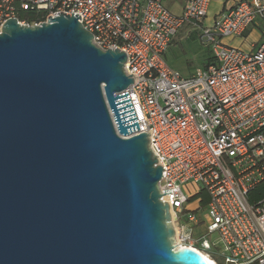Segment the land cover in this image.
I'll use <instances>...</instances> for the list:
<instances>
[{
  "label": "water",
  "instance_id": "1",
  "mask_svg": "<svg viewBox=\"0 0 264 264\" xmlns=\"http://www.w3.org/2000/svg\"><path fill=\"white\" fill-rule=\"evenodd\" d=\"M77 15L0 33V264H209L176 247L149 133L127 137V54Z\"/></svg>",
  "mask_w": 264,
  "mask_h": 264
},
{
  "label": "built area",
  "instance_id": "2",
  "mask_svg": "<svg viewBox=\"0 0 264 264\" xmlns=\"http://www.w3.org/2000/svg\"><path fill=\"white\" fill-rule=\"evenodd\" d=\"M210 1L187 0L176 14L162 0H0V33L11 18L41 25L49 16L73 13L97 47L124 51L125 72L134 78L126 92L139 123L127 137L149 133L175 244L217 264H264V197L248 200L253 188L264 185V32L250 50L225 43L264 23V0H238L207 25ZM29 7L44 16L20 19L17 9ZM187 23L201 30L213 55L184 76L169 66L166 53ZM189 183L199 186L194 198L209 195L194 210L186 208L193 197ZM166 189L171 192L164 194Z\"/></svg>",
  "mask_w": 264,
  "mask_h": 264
},
{
  "label": "rangeland",
  "instance_id": "3",
  "mask_svg": "<svg viewBox=\"0 0 264 264\" xmlns=\"http://www.w3.org/2000/svg\"><path fill=\"white\" fill-rule=\"evenodd\" d=\"M264 32V23L262 21H258L255 25H252L248 32L242 38H236V40H229L233 46L240 47L244 50L251 49V43L257 42L260 40ZM201 34V30H199ZM203 47L209 48L202 40L200 35H194L193 37L187 36V34H181L179 42L173 47L171 52H169L166 56V61L175 70L179 71L182 75L188 76L194 73L198 68H200V62H202L204 56L201 49ZM210 49V48H209ZM206 51V50H204ZM212 54V52H211ZM205 55V54H204ZM213 55V54H212ZM189 62V63H187ZM187 188H190L192 200L187 203L186 208L188 210H194L196 207L200 205V200L198 198H194V193L199 190V186L196 184L189 183L186 185ZM190 193V192H189ZM205 211L202 213L204 214ZM203 228H201L202 230ZM217 239V235L213 234L209 237L211 242ZM211 257V256H210ZM214 259L213 257H211ZM215 260V259H214Z\"/></svg>",
  "mask_w": 264,
  "mask_h": 264
},
{
  "label": "crops",
  "instance_id": "4",
  "mask_svg": "<svg viewBox=\"0 0 264 264\" xmlns=\"http://www.w3.org/2000/svg\"><path fill=\"white\" fill-rule=\"evenodd\" d=\"M186 1L187 0H162L163 4L170 11H172L176 14H180L183 11V8H184ZM237 1L238 0H211L210 5H209V10H208V16L205 20V24L211 25L214 22V20L216 18H218L219 15L223 11L233 7L237 3ZM183 33L187 34V36H190V37H193L194 35H196V36L200 35L199 30L193 24L187 23V24L183 25L181 27V29L179 30V32L177 33V35L173 38L171 45H170V47L166 53V56L169 52H171L173 47H175V45L179 42L181 34H183ZM236 38H242V37H236ZM236 38H229V40H236ZM226 40L227 39H225V43L233 46V44H231L229 41H226ZM252 43H256V42H252ZM201 50L205 54V55L203 54L204 58H203L202 62H200V65H199L202 67L203 65H205L206 63H208L211 60L212 54H211L210 49L207 47H203V49H201ZM204 50H206V51H204ZM187 63H189V62H187ZM200 201H201L200 204H203V197L202 196H201Z\"/></svg>",
  "mask_w": 264,
  "mask_h": 264
},
{
  "label": "trees",
  "instance_id": "5",
  "mask_svg": "<svg viewBox=\"0 0 264 264\" xmlns=\"http://www.w3.org/2000/svg\"><path fill=\"white\" fill-rule=\"evenodd\" d=\"M17 16L20 19H26L29 22H32L36 19L42 18L44 12L30 7L28 9L18 8ZM200 195L203 197V205H205L209 201V195L207 193H201ZM262 197H264V185H258L249 192L248 200L250 203H255Z\"/></svg>",
  "mask_w": 264,
  "mask_h": 264
},
{
  "label": "bare ground",
  "instance_id": "6",
  "mask_svg": "<svg viewBox=\"0 0 264 264\" xmlns=\"http://www.w3.org/2000/svg\"><path fill=\"white\" fill-rule=\"evenodd\" d=\"M183 246L182 244L176 242V247H181ZM201 254L206 258L209 264H217V262L212 259L210 256L206 255L204 252H201Z\"/></svg>",
  "mask_w": 264,
  "mask_h": 264
}]
</instances>
